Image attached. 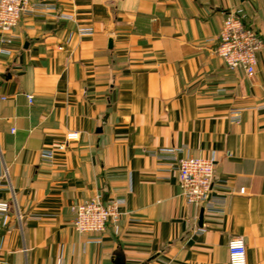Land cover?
Listing matches in <instances>:
<instances>
[{
  "label": "crops",
  "instance_id": "crops-1",
  "mask_svg": "<svg viewBox=\"0 0 264 264\" xmlns=\"http://www.w3.org/2000/svg\"><path fill=\"white\" fill-rule=\"evenodd\" d=\"M31 3L56 10L23 17L0 53V201L13 205L0 264H229L236 236L264 264V55L249 77L215 52L231 11L264 37V0ZM171 147L217 158L225 205L202 223L176 164L150 155ZM97 194L128 214L79 234L71 206Z\"/></svg>",
  "mask_w": 264,
  "mask_h": 264
},
{
  "label": "built area",
  "instance_id": "built-area-1",
  "mask_svg": "<svg viewBox=\"0 0 264 264\" xmlns=\"http://www.w3.org/2000/svg\"><path fill=\"white\" fill-rule=\"evenodd\" d=\"M43 9L56 10L54 6L46 4L33 5L31 0H0V53H11V47L19 38L15 34V28L22 18ZM245 17L242 9L231 11L225 16L215 52L230 70H242L252 77L256 73L259 56L264 55V37L246 25ZM79 33L92 35L94 30L80 28ZM28 98L32 102L33 97ZM240 114V110H233V121L239 122ZM79 138L80 133L77 131L68 133L65 143L59 149L66 150L71 141ZM54 155V151L48 150L43 152L42 157L52 163ZM150 155L176 164L182 197L187 205L204 210H214L217 206L225 205L223 198L213 197L217 161L215 155L208 158L191 156L186 147L163 148L152 151ZM240 193H245V188H242ZM125 202V199L121 198L105 202L102 195L97 194L72 205L75 231L79 234L104 233L109 224L119 223L128 214L123 210ZM12 210L11 202L0 201V227L8 223ZM228 253L229 264H248L247 246L243 237L236 236L229 240Z\"/></svg>",
  "mask_w": 264,
  "mask_h": 264
},
{
  "label": "water",
  "instance_id": "water-1",
  "mask_svg": "<svg viewBox=\"0 0 264 264\" xmlns=\"http://www.w3.org/2000/svg\"><path fill=\"white\" fill-rule=\"evenodd\" d=\"M111 44H112V41H110V45H111ZM203 218H204V208L201 209L200 223L203 222ZM114 264H126L124 257H123V256H122V257H118V258L115 260Z\"/></svg>",
  "mask_w": 264,
  "mask_h": 264
}]
</instances>
